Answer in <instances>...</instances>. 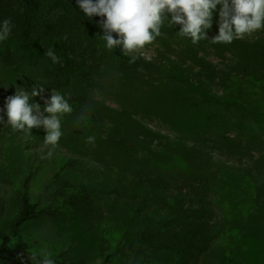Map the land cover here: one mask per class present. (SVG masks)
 <instances>
[{
  "label": "rangeland",
  "instance_id": "1",
  "mask_svg": "<svg viewBox=\"0 0 264 264\" xmlns=\"http://www.w3.org/2000/svg\"><path fill=\"white\" fill-rule=\"evenodd\" d=\"M208 39L156 37L135 52L134 67L106 58L85 79L69 81L58 79L47 59L16 66L0 60L2 103L16 87L38 83L44 97L54 89L77 108L61 117L55 146L44 144L42 128L28 134L6 125L0 135V159L10 147L19 177L24 157L39 151L34 196H48L66 181L77 190L64 194L81 201L90 216H42L26 226L27 239L47 253L58 247L72 261L97 264L102 232L133 200L129 192L120 198L123 188L140 172L167 169L207 174L225 198L227 223L201 264H264V28L231 43ZM33 100L43 106L40 96ZM82 116L94 127L83 134ZM48 151L52 156L42 158ZM1 192L7 211L0 229L7 231L19 189L3 185Z\"/></svg>",
  "mask_w": 264,
  "mask_h": 264
},
{
  "label": "trees",
  "instance_id": "2",
  "mask_svg": "<svg viewBox=\"0 0 264 264\" xmlns=\"http://www.w3.org/2000/svg\"><path fill=\"white\" fill-rule=\"evenodd\" d=\"M3 19L10 20L13 27L8 38L0 42V60L12 66L34 58L47 59L54 66L57 78L69 81L77 76L85 79L84 73H90L106 58L119 68L138 63L135 52L124 55L119 48L104 47L102 30L98 27L101 18L94 16L89 21L76 0H0V20ZM178 30L179 25L172 29L165 21L157 38H184L177 35ZM217 33L214 13L207 38L212 39ZM48 49L58 57L57 63L44 55ZM71 106L72 111L77 109L75 103ZM89 122L86 116L81 117V134L94 128ZM5 126L0 124V135ZM117 146L129 154L125 145ZM9 150L10 147H4L0 159V223L7 211L1 192L3 185L19 189L18 210L8 230L0 229V264H36L44 254L54 264H85L68 259L65 249L52 247L47 253L43 246L25 236L30 222L52 213L89 218L81 201L64 194L77 189L60 181L62 186L57 191L48 196H34L31 185L40 170L39 151L36 156L24 157L25 172L19 177ZM179 156L187 159L184 154ZM135 181H129L120 193V198L127 192L133 195V200L125 206L126 215L102 232L97 264H115L117 260L120 264H201L227 223L221 215L225 198L214 192L209 176L147 169L136 174ZM138 199L141 200L136 202Z\"/></svg>",
  "mask_w": 264,
  "mask_h": 264
},
{
  "label": "clouds",
  "instance_id": "3",
  "mask_svg": "<svg viewBox=\"0 0 264 264\" xmlns=\"http://www.w3.org/2000/svg\"><path fill=\"white\" fill-rule=\"evenodd\" d=\"M76 5L89 21L94 16L101 18L98 27L102 30L104 47L119 48L124 55L151 44L161 35L165 21L172 29L179 25L177 35L193 44L209 40L207 30L212 26L214 13L218 33L211 39L213 43H231L264 28V0H76ZM12 27L10 20H0V42L8 38ZM44 55L53 63L58 62L52 49ZM43 92L44 86L38 83L30 90L16 87L0 108V124L9 126L13 132L28 134L33 128H42L44 144L55 146L62 136L61 117L71 113L72 106L54 89L47 97ZM37 96L43 100V106L33 100ZM51 156L52 152L48 151L42 158ZM36 264H54V261L44 254Z\"/></svg>",
  "mask_w": 264,
  "mask_h": 264
}]
</instances>
